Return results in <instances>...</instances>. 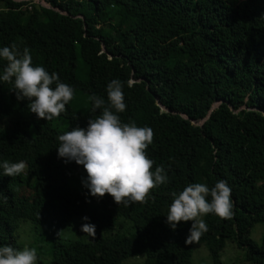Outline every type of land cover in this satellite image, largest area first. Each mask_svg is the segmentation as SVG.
<instances>
[{"label":"trees","instance_id":"obj_1","mask_svg":"<svg viewBox=\"0 0 264 264\" xmlns=\"http://www.w3.org/2000/svg\"><path fill=\"white\" fill-rule=\"evenodd\" d=\"M45 1L0 0V49L27 47L33 66L58 73L74 98L66 114L38 119L0 81V246L36 248L38 264H195L192 221L166 223L171 193L224 179L234 215L202 217L199 241L212 264H225L229 241L243 250L234 264H264V233L251 236L264 224V0ZM6 64L0 58V76ZM116 79L127 105L117 114L153 130L147 154L169 177L154 201L127 207L91 196L84 167L58 156L57 137L87 128L101 111L89 97L107 105ZM4 161L26 168L4 176Z\"/></svg>","mask_w":264,"mask_h":264},{"label":"clouds","instance_id":"obj_2","mask_svg":"<svg viewBox=\"0 0 264 264\" xmlns=\"http://www.w3.org/2000/svg\"><path fill=\"white\" fill-rule=\"evenodd\" d=\"M0 58L7 64L0 81L13 83L17 99L27 100L28 109L38 119L52 121L67 112L66 105L74 98V88L63 83L56 72L49 73L42 66H33L30 50L21 52L15 43L0 49ZM131 87V81H128ZM124 83L118 79L107 85V99L95 94L92 112L99 115L88 120L87 128L76 126L57 137L58 156L65 162L75 161L87 172L85 187L93 197H113L118 205L145 204L155 200L152 190L169 182L163 166L155 167L147 149L153 143L150 127H138L135 122L123 123L117 113L126 110ZM114 110V111H113ZM3 175L15 177L24 172L26 163H2ZM227 181L220 179L214 187L190 183L181 192L173 191L166 223L176 230L181 222L192 221L186 244L198 242L208 231L202 217L214 214L221 219H232L233 201ZM90 202V201H89ZM87 221L89 218H83ZM81 231L95 238L96 226L84 223ZM60 233H58L59 235ZM36 248L25 246L22 250L11 245L0 246V264H38Z\"/></svg>","mask_w":264,"mask_h":264},{"label":"rangeland","instance_id":"obj_3","mask_svg":"<svg viewBox=\"0 0 264 264\" xmlns=\"http://www.w3.org/2000/svg\"><path fill=\"white\" fill-rule=\"evenodd\" d=\"M35 2L46 3L45 0H35ZM263 233H264V224H256L252 228L251 236L258 242H260ZM241 254L243 255V250L239 249L234 242L229 241L222 253V259L225 264H234L236 257L239 255L241 256ZM143 259L144 257L142 256L130 257L126 260L127 262L125 261L126 262L125 264H142ZM193 260L195 264H212V259L209 250L204 243L200 241L195 243Z\"/></svg>","mask_w":264,"mask_h":264},{"label":"built area","instance_id":"obj_4","mask_svg":"<svg viewBox=\"0 0 264 264\" xmlns=\"http://www.w3.org/2000/svg\"><path fill=\"white\" fill-rule=\"evenodd\" d=\"M42 4H44V5H48V4H46V3H43V2H41Z\"/></svg>","mask_w":264,"mask_h":264}]
</instances>
